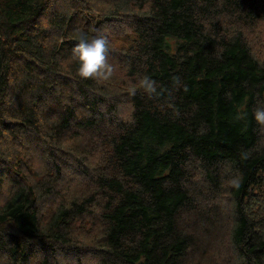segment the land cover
I'll use <instances>...</instances> for the list:
<instances>
[{
  "label": "trees",
  "instance_id": "obj_1",
  "mask_svg": "<svg viewBox=\"0 0 264 264\" xmlns=\"http://www.w3.org/2000/svg\"><path fill=\"white\" fill-rule=\"evenodd\" d=\"M122 16L136 37L122 56L127 75L148 77L157 89L128 92V120L118 118L119 95L77 75L75 57L80 31L93 36L103 19ZM261 19L264 0H0V169L21 162L12 154L24 138L39 140L49 160L36 181L11 179L0 205V254L8 264H31L37 253L36 264H57L58 251L82 248L73 226L97 203L99 264H183L194 241L179 222L192 204V160L211 183L230 166L237 264H264V212L254 214L252 202V189L264 184V127L253 117L264 108V62L245 33ZM105 123L118 131L111 141L117 173L94 170L96 193L59 201L43 222L41 204L61 180L64 135Z\"/></svg>",
  "mask_w": 264,
  "mask_h": 264
},
{
  "label": "rangeland",
  "instance_id": "obj_2",
  "mask_svg": "<svg viewBox=\"0 0 264 264\" xmlns=\"http://www.w3.org/2000/svg\"><path fill=\"white\" fill-rule=\"evenodd\" d=\"M98 1L94 0V3ZM134 7L139 6L135 4ZM127 19L124 16L103 19L95 28L96 31L94 30L95 35L103 34L109 40L107 62L113 67V74L108 80L102 81L112 94L119 95L115 103H118V118L123 120L130 117L128 92L141 85L139 77L127 75L128 69L122 59L123 52L133 49L136 42ZM245 33L253 51L264 62V19L250 27L247 26ZM64 88L66 92L70 91L73 88L71 81L67 80ZM50 105L53 117L57 116L60 108L54 101L50 102ZM86 115L87 111L81 109L79 116ZM261 132L263 133L264 129ZM117 133L115 124L105 123L95 128L73 126L64 135L62 146L65 149L57 154L60 159L61 180L57 185L56 194L44 199L41 204L43 222L48 219L51 210L59 201L64 200L63 203L67 204L71 200H80L96 193L94 170L117 173L113 167L111 146V141ZM16 146L20 154L17 156L13 153L12 156L21 162H12L17 163L14 168L9 166L0 169V205L10 193L11 179L25 177L34 182L42 173H46L49 167L47 149L39 140L24 138ZM187 172L189 180L186 188L191 195L192 204L181 213L179 222L183 229L193 233L194 241L183 264H237L231 245V228L235 218L231 189L236 181L235 174L229 165L224 164L221 166L218 182L211 183L205 178L201 164L195 160L188 163ZM252 193L253 209L256 210L254 214L261 215L264 212V184L254 187ZM100 214L101 207L98 203L92 204L90 212L74 223L73 235L83 241V247L78 250L64 248L58 251L54 256L57 264H99L92 249L104 233ZM40 257L37 253L31 264H36ZM0 264H8L7 257L1 254Z\"/></svg>",
  "mask_w": 264,
  "mask_h": 264
},
{
  "label": "clouds",
  "instance_id": "obj_3",
  "mask_svg": "<svg viewBox=\"0 0 264 264\" xmlns=\"http://www.w3.org/2000/svg\"><path fill=\"white\" fill-rule=\"evenodd\" d=\"M75 57L78 62L77 75L83 80H108L113 74V67L107 62L109 40L103 34L89 36L80 31L76 37ZM141 86L152 96L157 94L155 82L145 77ZM253 117L258 125L264 127V108H257Z\"/></svg>",
  "mask_w": 264,
  "mask_h": 264
}]
</instances>
